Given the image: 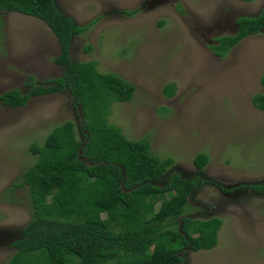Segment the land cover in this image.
<instances>
[{
    "label": "rangeland",
    "instance_id": "1",
    "mask_svg": "<svg viewBox=\"0 0 264 264\" xmlns=\"http://www.w3.org/2000/svg\"><path fill=\"white\" fill-rule=\"evenodd\" d=\"M78 27L68 56L96 63L135 88L129 102H112L108 122L128 140H145L152 154L172 159V174L197 179L184 213L168 228L180 231L184 219L220 221L210 250L182 253L183 264H264V111L252 104L262 94L264 30L248 36L223 56L218 39L237 32L236 20L255 17L264 0H54ZM134 12L129 16L128 13ZM91 47L85 53L84 48ZM58 41L39 19L0 13V96L32 85L47 86L64 68L54 63ZM172 85L167 97L163 88ZM71 121L82 140L80 113L67 90L31 97L21 108L0 100V264L15 253L12 244L31 219L23 173L34 164L30 153L47 135ZM197 154L207 164L197 169ZM200 183V185H199ZM172 192L157 197L154 211ZM196 235V234H194Z\"/></svg>",
    "mask_w": 264,
    "mask_h": 264
},
{
    "label": "trees",
    "instance_id": "2",
    "mask_svg": "<svg viewBox=\"0 0 264 264\" xmlns=\"http://www.w3.org/2000/svg\"><path fill=\"white\" fill-rule=\"evenodd\" d=\"M251 2L252 0H240ZM11 12L44 22L56 37L61 54L54 63L63 75L47 86L32 85L21 96L11 90L0 96L4 106L24 107L31 97L67 90L79 109L82 140L76 139L71 121L55 127L42 146L33 144L36 161L23 173L28 188L31 219L12 246L8 264H183L182 253L210 250L217 243L220 221L198 222L184 218L176 223L189 197L199 186L197 179L172 174L162 188L161 181L172 167V159L152 154L147 141H130L108 122L112 102H129L135 88L112 73H100L93 61L77 62L68 56L73 36L87 30L76 26L55 6L54 0H0V13ZM134 12L128 13L129 16ZM237 32L218 39L223 56L242 39L264 30V8L255 17L236 20ZM85 53L91 52L86 46ZM262 94L252 104L264 111ZM174 88H163L165 96ZM208 159L197 154L193 164L203 168ZM200 185V183H199ZM254 192H262L252 186ZM172 192L154 211L157 197ZM196 234V235H194Z\"/></svg>",
    "mask_w": 264,
    "mask_h": 264
}]
</instances>
